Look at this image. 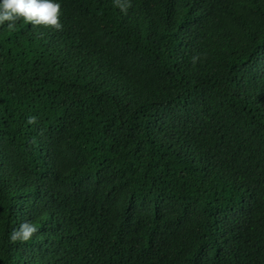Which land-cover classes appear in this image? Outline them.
Returning a JSON list of instances; mask_svg holds the SVG:
<instances>
[{
    "label": "trees",
    "instance_id": "1",
    "mask_svg": "<svg viewBox=\"0 0 264 264\" xmlns=\"http://www.w3.org/2000/svg\"><path fill=\"white\" fill-rule=\"evenodd\" d=\"M56 2L0 26V264H264V0Z\"/></svg>",
    "mask_w": 264,
    "mask_h": 264
},
{
    "label": "clouds",
    "instance_id": "2",
    "mask_svg": "<svg viewBox=\"0 0 264 264\" xmlns=\"http://www.w3.org/2000/svg\"><path fill=\"white\" fill-rule=\"evenodd\" d=\"M114 6L127 12L131 6L129 0H114ZM62 6L56 0H0V26L7 25L8 30H14L16 22L23 20L33 26H43L63 30L61 23ZM195 57L193 61L195 62ZM36 120L30 117L29 123ZM36 224L25 221L10 233V240L27 242L37 233Z\"/></svg>",
    "mask_w": 264,
    "mask_h": 264
}]
</instances>
